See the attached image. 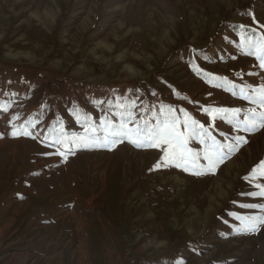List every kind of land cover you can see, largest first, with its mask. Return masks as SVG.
<instances>
[{
  "label": "rangeland",
  "instance_id": "1",
  "mask_svg": "<svg viewBox=\"0 0 264 264\" xmlns=\"http://www.w3.org/2000/svg\"><path fill=\"white\" fill-rule=\"evenodd\" d=\"M262 35L264 0H0V264H264ZM161 109L203 126L194 165L102 144Z\"/></svg>",
  "mask_w": 264,
  "mask_h": 264
},
{
  "label": "snow or ice",
  "instance_id": "2",
  "mask_svg": "<svg viewBox=\"0 0 264 264\" xmlns=\"http://www.w3.org/2000/svg\"><path fill=\"white\" fill-rule=\"evenodd\" d=\"M247 46L251 50L249 54L254 55L257 61L260 64L261 68H264V35L256 38L249 37L247 39ZM243 91V90H242ZM247 99V97H244ZM253 103H259L261 106H264V88L258 90V100H252ZM133 107H135V103H133ZM172 110L169 109L170 113ZM207 111V110H205ZM216 112H228L227 109H217L214 110ZM231 115L236 116L239 113V109H232ZM161 114L164 116L162 121H158L154 127H136V128H128L127 124L132 120V114L128 113L127 116L121 117V122L118 125L108 124L106 127V135L104 140L102 141L103 145H107L110 141L108 137H128L129 141L137 147H153L157 149L163 150L162 159L166 163H174L176 167H184L189 163L195 164L196 159L194 158V154L192 150L188 148V140L191 136L195 135H203L204 128L202 125L197 124L195 120H191V124H189V117L185 113V120L183 122L184 131L180 130L181 121L176 117H171L161 109ZM244 124L247 126L245 131H253L258 127L264 126V111L256 112L252 110V114L250 117L246 116L244 120ZM87 131V130H86ZM96 130L93 129V132ZM28 135L27 132L24 133ZM13 136L17 135L16 131H13ZM135 136V139H133ZM81 142H88L92 140L93 137L90 135H85L83 137H78ZM209 139L212 141L211 147L205 151L204 159L208 162L207 167L209 171L214 170V168L222 163L225 159V153L223 152V146L218 145L216 141L209 136ZM243 138L238 137V142ZM117 141L112 140L111 143H115ZM245 143L247 141H244ZM203 143V140H201ZM166 146V147H162ZM231 151V148H229ZM185 171L188 170L187 167L184 168ZM260 170V178H264V161H262L259 165ZM257 172V168L252 170L250 174L251 178H256L255 173ZM199 174V173H197ZM256 187H261L259 184ZM261 196H264V188H261L260 192ZM252 223L248 225L249 229H254L256 225L257 218H250ZM264 222V221H262Z\"/></svg>",
  "mask_w": 264,
  "mask_h": 264
},
{
  "label": "trees",
  "instance_id": "3",
  "mask_svg": "<svg viewBox=\"0 0 264 264\" xmlns=\"http://www.w3.org/2000/svg\"><path fill=\"white\" fill-rule=\"evenodd\" d=\"M228 25H229V24H228ZM233 29H234V31H236V32H238L239 30H241V31H246V32H248V34H253V36H254L255 34H257L255 31H252V30L247 29V28H241V27H239L238 25H235V26L233 27ZM244 43L247 44V41H245Z\"/></svg>",
  "mask_w": 264,
  "mask_h": 264
}]
</instances>
